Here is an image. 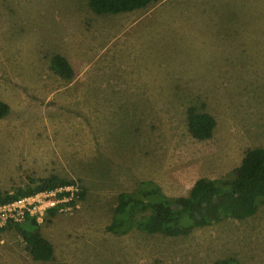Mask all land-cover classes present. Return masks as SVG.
I'll list each match as a JSON object with an SVG mask.
<instances>
[{"label":"rangeland","instance_id":"1","mask_svg":"<svg viewBox=\"0 0 264 264\" xmlns=\"http://www.w3.org/2000/svg\"><path fill=\"white\" fill-rule=\"evenodd\" d=\"M55 55L72 78L52 69ZM0 100V190L50 175L85 190L39 223L50 261L8 226L0 264H264V204L184 236L106 229L119 194L142 181L185 196L198 178H234L264 147V0H156L117 14L87 0H0ZM189 107L212 115L210 138L190 134Z\"/></svg>","mask_w":264,"mask_h":264},{"label":"trees","instance_id":"2","mask_svg":"<svg viewBox=\"0 0 264 264\" xmlns=\"http://www.w3.org/2000/svg\"><path fill=\"white\" fill-rule=\"evenodd\" d=\"M156 0H87L89 8L96 14H117L145 8ZM52 69L64 78H72L74 71L68 60L55 55ZM10 106L0 100V118L5 117ZM188 131L199 140L211 137L215 120L208 112H197L193 107L187 109ZM73 182L57 175L38 180L32 187L17 188L13 192L0 190V205L11 202L20 196L34 194ZM85 190L82 188L80 197ZM264 204V147H254L246 151L234 178L216 182L198 178L187 195L169 197L164 195L152 181H142L137 190L122 192L110 224L106 229L114 234H126L136 228L146 234L165 236H184L197 227H204L232 218L243 220L255 214ZM135 211H148L140 218ZM55 213L50 209L48 215ZM26 241L31 257L36 261H50L54 248L40 231L39 224L32 218L14 225ZM232 260V261H231ZM58 264H70L59 262ZM216 264H238L225 258Z\"/></svg>","mask_w":264,"mask_h":264},{"label":"built area","instance_id":"3","mask_svg":"<svg viewBox=\"0 0 264 264\" xmlns=\"http://www.w3.org/2000/svg\"><path fill=\"white\" fill-rule=\"evenodd\" d=\"M81 190V185L74 180L53 189L20 196L0 205V231L32 218L39 224L48 217L50 209L56 212L70 210L80 199Z\"/></svg>","mask_w":264,"mask_h":264},{"label":"crops","instance_id":"4","mask_svg":"<svg viewBox=\"0 0 264 264\" xmlns=\"http://www.w3.org/2000/svg\"><path fill=\"white\" fill-rule=\"evenodd\" d=\"M141 9V8H140ZM137 10V9H136Z\"/></svg>","mask_w":264,"mask_h":264}]
</instances>
